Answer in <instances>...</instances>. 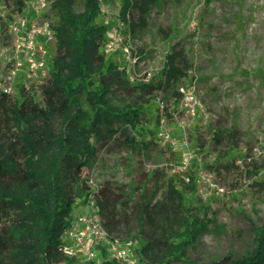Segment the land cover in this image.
I'll list each match as a JSON object with an SVG mask.
<instances>
[{
	"label": "rangeland",
	"instance_id": "obj_1",
	"mask_svg": "<svg viewBox=\"0 0 264 264\" xmlns=\"http://www.w3.org/2000/svg\"><path fill=\"white\" fill-rule=\"evenodd\" d=\"M84 2L75 0L78 13ZM136 2L131 21L140 24L141 2ZM121 4L122 0H104L107 12H100L98 23L110 27V37ZM51 13L55 16L52 7ZM15 14L14 0H0V92L12 83L8 21ZM145 19V29L133 35L124 31L132 52L129 66L118 47H105L104 53L107 61L129 67V88L115 87L112 101L145 109L143 135H127L147 148L125 143L120 136L100 146L96 162L86 171L90 185L97 191L109 186L116 196L135 204L146 195L160 198L172 181L195 215L213 219L210 231L190 252L191 259L206 263L230 253L247 255L254 249L253 225L264 222V0H160ZM46 44L54 57L57 39L48 38ZM173 53H178L177 65L186 77L168 86L162 71ZM20 82L16 80L11 92L14 99ZM28 95L43 106L40 87H32ZM162 103L171 141L160 135L157 125ZM55 127L60 130V121ZM3 135H8L7 128L0 130V143ZM3 229L0 225V233ZM122 240L129 253L125 259L107 245L94 244V260L80 251L64 264H128L131 257L139 264L140 243ZM21 244L1 254L0 263L27 264L38 256L33 250L22 254Z\"/></svg>",
	"mask_w": 264,
	"mask_h": 264
},
{
	"label": "trees",
	"instance_id": "obj_2",
	"mask_svg": "<svg viewBox=\"0 0 264 264\" xmlns=\"http://www.w3.org/2000/svg\"><path fill=\"white\" fill-rule=\"evenodd\" d=\"M27 1L14 0L16 12ZM136 1L122 0L118 13L132 35L146 28L145 17L160 0H139L140 24L131 21ZM51 7L57 46L50 78L40 87L43 106L21 82L18 99L0 92V130L7 128L8 133L0 143V225L5 226L0 233V259L21 242L22 254L32 250L38 254L27 264L68 263L65 235L92 201L111 236L140 243L139 264H264V222L253 225L254 249L249 254L230 253L206 263L191 259L190 252L210 231L213 219L195 215L172 181L160 198L146 195L135 204L116 196L109 186L92 189L86 171L96 162L100 146L120 136L125 143L147 148L127 135L130 131L143 135L146 111L136 104L112 101L115 87L129 88V77L126 67L106 60L104 48L112 37L110 27L98 23V1L85 0L80 13L75 0H53ZM177 60L178 53L166 58L162 74L168 86L186 77ZM58 121L60 130L55 127ZM160 123L161 114L159 127Z\"/></svg>",
	"mask_w": 264,
	"mask_h": 264
},
{
	"label": "built area",
	"instance_id": "obj_3",
	"mask_svg": "<svg viewBox=\"0 0 264 264\" xmlns=\"http://www.w3.org/2000/svg\"><path fill=\"white\" fill-rule=\"evenodd\" d=\"M52 0H28L21 11L16 12L8 23V34L12 42L13 69L10 75L12 83L3 91L11 94L15 87L16 80H21L26 90L31 91L32 87H41L51 75L54 57L47 49L48 38L57 39L53 28L54 15L51 13ZM101 12L105 11L104 0H98ZM116 15V14H115ZM116 30L112 38L107 42L106 48L121 49L125 57L126 65L132 61L130 46L126 43L124 31L127 24L119 19L117 14ZM137 59V58H136ZM135 59V60H136ZM129 68V67H128ZM127 71H129V69ZM186 100L189 94L181 89ZM161 104V136L171 141L172 137L167 129L165 121V107ZM190 157L189 160H191ZM189 161L186 162V164ZM66 243L63 247L65 254L70 258L77 256L80 251L87 252L89 260H94L96 254L92 250L94 244L107 245L117 253L120 259L127 258L128 250L120 239L113 238L104 227V221L98 213L94 203L91 201L86 205L82 214L75 219V226L65 235ZM131 256V255H130ZM128 264H136L134 258L127 261Z\"/></svg>",
	"mask_w": 264,
	"mask_h": 264
}]
</instances>
